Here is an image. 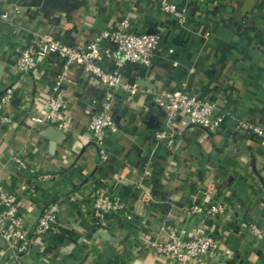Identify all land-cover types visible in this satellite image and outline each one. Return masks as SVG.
Masks as SVG:
<instances>
[{
  "label": "crops",
  "instance_id": "1",
  "mask_svg": "<svg viewBox=\"0 0 264 264\" xmlns=\"http://www.w3.org/2000/svg\"><path fill=\"white\" fill-rule=\"evenodd\" d=\"M165 1L185 11L184 23L161 10L162 0H0V11L14 20L0 24V95L17 82L8 107L12 122L0 126V184L17 190L30 224L50 202L65 198L66 203L57 229L34 239L31 256L0 257V264H172L147 246L167 240L158 224L162 219L190 236L208 226L217 235L219 254L195 264H264V238L250 227L254 222L264 229V0ZM126 18L134 32L159 30L162 50L150 66H123L125 80L145 90H185L214 100L255 122L262 135L238 131L230 118L220 132L210 133L181 114L168 149L155 138L156 130L168 128L167 116L150 94L142 93L116 101L118 130L106 133L109 159L104 162L86 113L102 106L104 87L79 66L59 87L68 96L61 112L66 126H33L30 116L54 93L63 59L51 54L36 74H20L15 58L29 43L28 30L82 48ZM113 50L115 45L104 41L102 51ZM104 63L107 70L116 68L111 57ZM5 111L0 106V113ZM14 155L27 168H19ZM145 162L154 201L133 219L109 217L97 230L91 221L96 188L112 189L131 209L136 193L113 178L130 170L137 178ZM26 184L36 188L35 199L22 190ZM195 203L225 204L228 214L204 220L187 213Z\"/></svg>",
  "mask_w": 264,
  "mask_h": 264
},
{
  "label": "built area",
  "instance_id": "2",
  "mask_svg": "<svg viewBox=\"0 0 264 264\" xmlns=\"http://www.w3.org/2000/svg\"><path fill=\"white\" fill-rule=\"evenodd\" d=\"M161 10L174 16L180 23L186 21V13L173 4L162 0ZM21 14L16 9V15ZM14 20L8 12L0 11V24L13 23ZM29 43L17 54L15 65L20 74L37 73L41 62L51 54H57L63 59L62 71L58 76L54 93L39 110L32 113L30 123L33 126L48 124L57 128H64L65 121L61 112L68 105L67 93L59 89L64 81L69 78L73 66L81 67L88 75L95 78L104 87V101L99 109H87L89 116L88 129L94 137L100 159L107 161L109 152L105 147V136L108 131H117L118 122L114 114V105L119 98L133 100L142 93L152 96L154 104L164 111L167 116V129L155 131V138L164 142L168 149L174 145L178 132L175 125L179 115L183 114L190 123L206 129L210 133L221 131L225 118L232 119L238 131L245 134L262 135V130L253 121H248L234 112L224 109L219 104L198 94L188 93L185 90L153 89L145 90L137 82L125 80L121 68L132 62L150 66L154 57L161 52V33L157 29L146 32H134L130 20L123 19L111 29L103 30L94 35L93 39L85 46L79 47L62 41L51 33H40L28 30ZM109 40L115 45V50L103 52L104 41ZM111 57L116 64L113 70H107L104 62ZM17 83V82H16ZM16 83L7 85L0 95V106L5 112L0 113V126L12 122L8 107L15 94ZM19 168H27V163L19 156H13ZM144 170L137 178L130 173L114 176L115 184H125L133 188L136 199L128 209L129 202L126 198L116 196L112 189L106 187L96 188L92 194L91 221L97 230L105 228V220L118 216L131 220L134 215L147 209L154 201L153 191L147 181L151 175L148 163H144ZM48 179L52 175H46ZM22 190L30 199H35L36 188L31 184L22 186ZM76 193V192H73ZM211 192H209L210 194ZM65 198L50 202L35 224H30L25 216L26 207L21 203L17 190H9L0 184V257H12L17 260L32 255L33 241L37 237H44L55 231L58 226V215L66 206ZM228 207L225 204H192L187 213L199 216L204 220L226 216ZM160 230L166 231L168 238L164 242L151 240L147 246L157 255L168 259L172 264H195L206 258L216 257L220 251V242L210 226L201 232L190 236L183 230L170 228L169 221L162 219L159 223ZM256 237L264 238V229L260 224L250 223Z\"/></svg>",
  "mask_w": 264,
  "mask_h": 264
}]
</instances>
